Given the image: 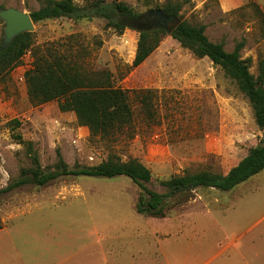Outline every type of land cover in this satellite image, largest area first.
Masks as SVG:
<instances>
[{"label": "rangeland", "instance_id": "1", "mask_svg": "<svg viewBox=\"0 0 264 264\" xmlns=\"http://www.w3.org/2000/svg\"><path fill=\"white\" fill-rule=\"evenodd\" d=\"M85 1L74 0L79 6ZM121 1L143 16L152 4L165 0ZM177 1L182 3L178 19L203 25L210 41L222 43L228 52L242 42L240 56L249 60V71L257 76L264 57V0ZM40 4L0 0V8L27 13ZM32 33L31 50L0 79V190L30 166L24 145L13 137L16 133L33 142L43 170L54 168L57 151L71 169L98 165L110 155L135 159L151 171L147 187L158 193L164 192L159 181L185 170L228 171L264 137L235 82L168 34L133 68L136 29L117 34L102 19L58 18L34 23ZM3 39L0 19V44ZM35 53L67 55L89 73L106 72L113 86L128 92L134 109L130 125L111 140L91 137L74 112L60 109L61 100L31 103L24 74L32 68ZM140 91L150 98L151 116L138 110L134 93ZM13 119L20 122L18 128L8 124ZM138 196V186L126 176H66L44 186L28 183L0 194V243H32V255L37 248L52 249L70 257V264H95L89 257L99 264L104 256L132 263L138 245L164 243L166 237L170 243H204L207 238L220 242L223 229L238 236L251 226L239 241L244 259L236 254V262L264 264V170L229 192L200 189L190 198L178 195L161 218L138 214ZM206 207L226 210L213 211L214 219L207 217L204 226L200 211Z\"/></svg>", "mask_w": 264, "mask_h": 264}, {"label": "trees", "instance_id": "2", "mask_svg": "<svg viewBox=\"0 0 264 264\" xmlns=\"http://www.w3.org/2000/svg\"><path fill=\"white\" fill-rule=\"evenodd\" d=\"M37 10L29 13L33 23L58 18L73 21L102 19L106 28L122 34L130 24L142 17L136 10L121 0H86L82 6L74 0H38ZM188 2V0H185ZM161 10L168 15L181 19L182 3L177 0H165L161 5L152 4L150 10ZM170 36L181 47L188 49L198 59L208 58L232 79L239 91L246 97L253 110L257 125L264 130V57L258 63V74L250 73L248 59H242L240 51L243 43L239 42L230 52L222 43L210 41L204 34V26L192 24L186 20L171 24ZM136 29V28H133ZM139 33L136 52L132 61L135 68L142 64L157 48L161 38L166 35L162 28L136 29ZM33 33L24 32L17 35L7 45L0 44V79L7 76L22 57L31 50ZM31 69L24 74L29 100L33 104H44L61 100L62 111L74 112L77 122L88 128L91 137L111 140L121 135L134 117L128 92L113 86L111 77L106 72H90L67 55L57 53L34 54ZM136 103L140 112L151 116V104L144 91L136 92ZM13 129L20 126L16 119L8 123ZM14 139L24 145L25 156L29 161L28 168H22L20 176L0 190V194L20 188L28 183L44 186L60 177L86 176L97 178H114L126 176L138 186L139 196L135 211L140 215L155 218L164 216V211L171 199L178 195L191 196L200 189H215L229 192L245 183L264 170V137L250 147L246 154L228 171L216 173L211 170L190 172L183 171L159 181L164 192L158 193L147 185L152 180L151 171L135 159L122 161L114 155L98 165L90 167L76 166L69 168L63 161L60 152L54 168L43 170L39 164L38 153L32 141H25L18 133Z\"/></svg>", "mask_w": 264, "mask_h": 264}, {"label": "crops", "instance_id": "3", "mask_svg": "<svg viewBox=\"0 0 264 264\" xmlns=\"http://www.w3.org/2000/svg\"><path fill=\"white\" fill-rule=\"evenodd\" d=\"M203 210L204 212H202ZM219 210L224 212L226 209L206 207L200 211L201 216L204 215V226H206L205 219L213 218L211 217L212 212ZM250 228L251 226L238 236L234 230L231 229V232L227 233L222 228L223 238L220 239V242L214 241V243L207 240L208 238L204 240V243H170L171 240L166 237L164 243L138 245L136 247L138 253L135 256L131 255V259H135V262L123 263L119 256L110 258L108 261L107 256H104L102 257L103 261L99 264H241L240 259L238 263L236 262V254L244 259L239 254V247L241 248L239 241L245 231L246 233L250 232ZM1 232L2 230H0ZM205 237L206 230L204 228ZM160 239H162V235ZM161 242L163 241L161 240ZM31 247L32 243H0V264H70V257L56 255L52 249L40 250L37 248L36 250H39L36 252L37 255H32ZM92 260V257H89V261L96 264V261ZM72 264H80V262L74 261ZM242 264L248 263L244 261Z\"/></svg>", "mask_w": 264, "mask_h": 264}, {"label": "water", "instance_id": "4", "mask_svg": "<svg viewBox=\"0 0 264 264\" xmlns=\"http://www.w3.org/2000/svg\"><path fill=\"white\" fill-rule=\"evenodd\" d=\"M0 19L4 23V39L3 46H7L14 37L24 32H33L34 23L32 22L29 13L15 8H0ZM180 20L174 15H168L161 10H150L145 13L140 19L132 22L131 27L139 29L162 28L166 34L170 35L171 24L179 23Z\"/></svg>", "mask_w": 264, "mask_h": 264}]
</instances>
